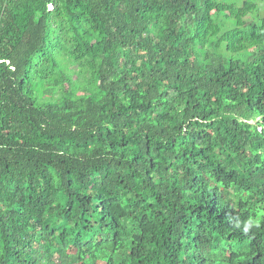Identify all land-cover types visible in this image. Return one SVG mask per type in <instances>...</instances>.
Instances as JSON below:
<instances>
[{
  "label": "trees",
  "instance_id": "trees-1",
  "mask_svg": "<svg viewBox=\"0 0 264 264\" xmlns=\"http://www.w3.org/2000/svg\"><path fill=\"white\" fill-rule=\"evenodd\" d=\"M0 264H264V0H0Z\"/></svg>",
  "mask_w": 264,
  "mask_h": 264
},
{
  "label": "snow or ice",
  "instance_id": "snow-or-ice-1",
  "mask_svg": "<svg viewBox=\"0 0 264 264\" xmlns=\"http://www.w3.org/2000/svg\"><path fill=\"white\" fill-rule=\"evenodd\" d=\"M52 7V5H49V8H51Z\"/></svg>",
  "mask_w": 264,
  "mask_h": 264
},
{
  "label": "bare ground",
  "instance_id": "bare-ground-1",
  "mask_svg": "<svg viewBox=\"0 0 264 264\" xmlns=\"http://www.w3.org/2000/svg\"><path fill=\"white\" fill-rule=\"evenodd\" d=\"M230 89V88H229Z\"/></svg>",
  "mask_w": 264,
  "mask_h": 264
}]
</instances>
